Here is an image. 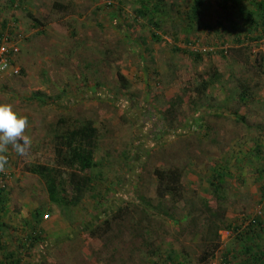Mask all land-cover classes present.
I'll list each match as a JSON object with an SVG mask.
<instances>
[{
    "label": "rangeland",
    "instance_id": "374dc122",
    "mask_svg": "<svg viewBox=\"0 0 264 264\" xmlns=\"http://www.w3.org/2000/svg\"><path fill=\"white\" fill-rule=\"evenodd\" d=\"M144 1L160 5L157 26L138 16ZM194 4L0 0V40L19 49L0 71V103L27 117L32 141L24 156L10 145L4 154L0 261L12 252L10 264H264V16L252 0H202L192 14ZM215 71L200 99L196 87ZM62 119L97 129L96 193L123 194L104 211L91 194L54 204L28 170L55 164ZM140 152L141 164L131 160ZM120 207L125 235L117 224L113 235L127 247L144 233L140 245L151 248L121 258L90 235L88 226Z\"/></svg>",
    "mask_w": 264,
    "mask_h": 264
},
{
    "label": "trees",
    "instance_id": "16d2710c",
    "mask_svg": "<svg viewBox=\"0 0 264 264\" xmlns=\"http://www.w3.org/2000/svg\"><path fill=\"white\" fill-rule=\"evenodd\" d=\"M227 1V0H225ZM195 4L192 9L193 13H198L200 11V7L202 5V0H194ZM241 4V2H239ZM159 4H156L154 8H151L148 5L147 1H144L140 9H138L137 13L140 17L149 16V23L154 24L157 26L155 21V13L159 11ZM252 6L255 8L257 7L259 13L264 16V0H252ZM241 11L243 13H247L246 7L242 6ZM252 25V24H251ZM250 25V26H251ZM254 27L257 28V25ZM1 36V35H0ZM155 36V35H154ZM155 38H158L155 36ZM1 39V38H0ZM1 41V40H0ZM197 60L202 59V55L198 53L194 54ZM121 79L124 76L118 74ZM219 74L215 71V74L210 75L209 78H204L200 85L196 87L197 95H200V99L204 96L206 90L213 85L217 79ZM125 79V78H124ZM123 79V80H124ZM124 83V82H123ZM126 85V83H124ZM202 96V97H201ZM200 101V100H199ZM168 116V115H166ZM161 124L160 121L157 122ZM57 126L62 131H58L56 134L57 145H55V164L54 165H37L33 164L31 167H28V170L34 174L40 176L41 180L44 181L46 190L51 196L53 203L57 204L58 206H76L81 203L82 198H84L87 194H91V197L97 198L99 196V203L102 205V210L104 211L107 209V203L111 201V198L118 197L120 198L122 194L119 193L120 190L117 188L118 191H115V188H107L105 192L97 191L96 180L101 179V172L98 174L95 170L100 165L98 161H96L97 150L99 148V139L96 135L97 129L94 126L93 121H88L85 124L77 125L72 124L69 119H62L59 121ZM53 142H56V141ZM145 144V142H144ZM65 147V149H64ZM143 152L139 154H131V160L133 158L134 161H138L141 164L143 156ZM61 164V166L59 165ZM129 165L138 167V164L130 163ZM130 167V166H129ZM69 169V176L68 179L66 178V173L63 170ZM129 169V168H128ZM98 174V175H97ZM225 172H219L217 176V183L216 189L219 192V185H222L224 182ZM98 183V182H97ZM116 186V185H115ZM130 190V189H129ZM128 190V191H129ZM127 191V192H128ZM104 194V195H103ZM168 195L167 191L160 192V197H165ZM111 197V198H110ZM110 198V199H109ZM5 197L3 195V190L0 191V212L5 213ZM221 201H224V196L221 195ZM129 206V205H128ZM101 208V207H100ZM99 209H96L98 212ZM129 208L127 207V210ZM126 210V211H127ZM146 210V209H145ZM123 212L125 210L120 207L116 211L109 210L105 212V216L102 218V221L95 225H90L87 228V231L90 232L91 236L101 238L106 241V245L113 244L115 245L114 250L115 254L118 257L124 258V256L128 255L129 253H133L137 251H143L145 249L151 248V245L145 243V247L140 245L141 240H146L144 233H137L134 235V240L130 246L125 247V243L121 241V239L116 238L115 235L111 232L113 230V226L117 224V229H119L117 233L118 236L125 235V232L121 225H119V221L126 219L128 215H125ZM44 211L40 210L39 208L35 211L33 217L36 220V224L38 225L41 220L38 217L43 216ZM1 215V214H0ZM257 220L254 219L251 223V229L249 232H253V228L255 227V222ZM195 222V221H194ZM257 223V222H256ZM196 224V223H195ZM209 228V227H208ZM37 229V226L34 228ZM30 233L28 236V240L32 242L34 245L35 242L40 238L36 232V235ZM89 235V234H88ZM214 249L207 251L209 254H213ZM208 254V255H209ZM9 257L5 259V261H0V264H10V261L13 256L12 252H10ZM207 255V256H208ZM107 257V255H104ZM10 258V259H8ZM111 258L116 259L115 256H111ZM260 264L263 262L260 261Z\"/></svg>",
    "mask_w": 264,
    "mask_h": 264
},
{
    "label": "clouds",
    "instance_id": "9594fccd",
    "mask_svg": "<svg viewBox=\"0 0 264 264\" xmlns=\"http://www.w3.org/2000/svg\"><path fill=\"white\" fill-rule=\"evenodd\" d=\"M28 119L16 112L11 104L0 103V169L7 163L9 145L20 156L27 154L31 139L25 134Z\"/></svg>",
    "mask_w": 264,
    "mask_h": 264
},
{
    "label": "built area",
    "instance_id": "2783aa9c",
    "mask_svg": "<svg viewBox=\"0 0 264 264\" xmlns=\"http://www.w3.org/2000/svg\"><path fill=\"white\" fill-rule=\"evenodd\" d=\"M13 40L5 38L0 42V71L4 72L13 67V57L18 53L19 49L16 45L12 44ZM12 72L18 74V68H12Z\"/></svg>",
    "mask_w": 264,
    "mask_h": 264
}]
</instances>
